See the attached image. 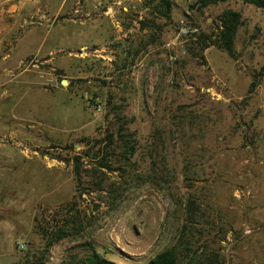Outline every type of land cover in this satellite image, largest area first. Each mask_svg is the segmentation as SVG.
Wrapping results in <instances>:
<instances>
[{
  "label": "rangeland",
  "instance_id": "1",
  "mask_svg": "<svg viewBox=\"0 0 264 264\" xmlns=\"http://www.w3.org/2000/svg\"><path fill=\"white\" fill-rule=\"evenodd\" d=\"M170 1L169 19L160 0L130 11L110 65L87 58L66 77L46 65L40 86L51 95H40L38 121L0 130V264L62 231L48 264L91 247L116 264H147L185 224L222 264H264V9ZM225 10L242 14L236 58L213 45Z\"/></svg>",
  "mask_w": 264,
  "mask_h": 264
},
{
  "label": "crops",
  "instance_id": "2",
  "mask_svg": "<svg viewBox=\"0 0 264 264\" xmlns=\"http://www.w3.org/2000/svg\"><path fill=\"white\" fill-rule=\"evenodd\" d=\"M140 1L0 0V130L38 121L39 97L51 95L40 86L46 65L65 77L87 58L110 65Z\"/></svg>",
  "mask_w": 264,
  "mask_h": 264
},
{
  "label": "trees",
  "instance_id": "3",
  "mask_svg": "<svg viewBox=\"0 0 264 264\" xmlns=\"http://www.w3.org/2000/svg\"><path fill=\"white\" fill-rule=\"evenodd\" d=\"M230 0H199L197 5L199 8H207L213 5L226 3ZM245 4L252 5L256 8L264 9V0H242ZM172 3L170 0H160L157 9H161V14L165 18H170ZM243 25L242 14L234 10H225L220 16V32L215 34L216 40L213 45L219 49L226 51L231 58H236L235 40L239 28ZM208 40H211V36H207ZM256 86V83H253ZM127 124V122H126ZM125 125V124H124ZM126 132V128L121 126L118 133V138L122 142L123 155L132 157L135 154L136 147L134 140H132ZM110 142L115 143L117 140L115 136H110ZM129 157L127 159H129ZM79 158H77V164L75 166V173L79 181L82 179V173L79 166ZM108 164L103 163L100 168H107ZM96 170L95 173H97ZM189 209L187 211L192 215L189 218L190 223H198L196 221L201 218V212H198L199 208L194 202H189ZM188 220V221H189ZM197 233L202 232L199 230ZM66 236V232L62 231L55 240L50 241L48 246L41 251L34 253H26L18 263L14 264H48V257L50 254V248L61 241ZM196 237V231L185 224L179 234V238L174 245L166 248L164 251L157 254L147 264H222L223 259L220 252L215 249L209 240H200ZM60 264H116L110 260H107L100 253L91 247L89 251L83 257L74 254L69 258L63 260Z\"/></svg>",
  "mask_w": 264,
  "mask_h": 264
},
{
  "label": "built area",
  "instance_id": "4",
  "mask_svg": "<svg viewBox=\"0 0 264 264\" xmlns=\"http://www.w3.org/2000/svg\"><path fill=\"white\" fill-rule=\"evenodd\" d=\"M95 108H96V110L99 111V112L102 111V104H97V105L95 106ZM19 249H20L21 251H24V250L27 249V245L24 244V243H21V244H19Z\"/></svg>",
  "mask_w": 264,
  "mask_h": 264
},
{
  "label": "water",
  "instance_id": "5",
  "mask_svg": "<svg viewBox=\"0 0 264 264\" xmlns=\"http://www.w3.org/2000/svg\"><path fill=\"white\" fill-rule=\"evenodd\" d=\"M63 84H65V85H66V84H67V81H63Z\"/></svg>",
  "mask_w": 264,
  "mask_h": 264
}]
</instances>
